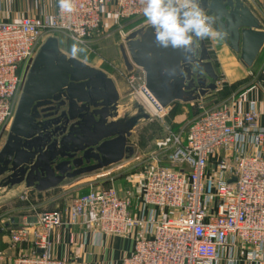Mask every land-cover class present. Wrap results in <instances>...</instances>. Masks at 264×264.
<instances>
[{
  "label": "built area",
  "instance_id": "built-area-1",
  "mask_svg": "<svg viewBox=\"0 0 264 264\" xmlns=\"http://www.w3.org/2000/svg\"><path fill=\"white\" fill-rule=\"evenodd\" d=\"M55 3L50 15L0 22V150L34 59L49 38L64 37L90 49L100 30L115 29L123 37L146 22L143 0H72L71 13ZM136 72L128 80L140 95L145 80ZM196 105L198 114L180 132L184 139L158 141L157 154L142 160L139 183L76 196L66 222L58 211H45L35 223L27 217L23 226L12 228L11 245H29L31 251L11 264H65L53 256L51 238L63 225L121 236L142 223L144 236L121 264H218L225 257L232 262L234 254L264 264V158L246 151L250 144L260 149L264 143L255 103L243 113L225 103ZM167 160L172 168L162 165ZM135 202L139 216L133 212Z\"/></svg>",
  "mask_w": 264,
  "mask_h": 264
},
{
  "label": "water",
  "instance_id": "water-1",
  "mask_svg": "<svg viewBox=\"0 0 264 264\" xmlns=\"http://www.w3.org/2000/svg\"><path fill=\"white\" fill-rule=\"evenodd\" d=\"M199 4L251 75L264 48L261 21L243 0ZM119 50L127 75L136 70L144 75L140 95L122 98L109 74L63 52L56 37L41 47L0 150V206L26 192L52 191L131 160L136 154L131 138L156 113L175 104H196L218 89L220 78L204 39H194L192 59L185 62L179 50L160 48L145 22L122 37ZM171 69H177L175 75L168 74Z\"/></svg>",
  "mask_w": 264,
  "mask_h": 264
},
{
  "label": "crops",
  "instance_id": "crops-1",
  "mask_svg": "<svg viewBox=\"0 0 264 264\" xmlns=\"http://www.w3.org/2000/svg\"><path fill=\"white\" fill-rule=\"evenodd\" d=\"M243 2L264 26V0H261V5L263 6H259L260 13H257L246 1L243 0ZM55 6V0H0V22H15L25 17L50 15L54 12ZM204 40L218 66L219 75H224L226 83L222 81V84L219 81L218 89L205 97L201 102L207 106L206 101L209 100L212 106L225 103L240 113L247 112L251 108L250 104L254 102L258 112L257 124L260 128L264 129V48L258 56L250 75L240 65L236 56L225 45L220 35ZM95 68L109 74L120 93L114 76L100 67ZM246 151L249 155L260 152L264 158V143L260 149L250 144L247 146ZM216 161L217 158L214 157L211 163H215ZM85 185L90 187L93 184L90 182ZM74 187H77V185H74L72 188ZM70 206L71 202L70 204L67 203L64 208L55 210L61 214L65 222L67 221ZM138 207L139 202H135L133 212L137 216L140 215ZM35 208L39 212L41 211L38 207ZM11 229L6 224H4V228L0 227V264H11L15 258L26 255L31 251L29 245H17L15 247L11 245ZM145 230L146 224L142 223L130 229L125 235L100 236L95 229L85 230L82 227L63 225L60 228H56L52 233V253L55 258L63 260L65 264H121V261L131 254L134 242L144 236ZM218 264L253 263L243 260L239 254H234L232 262L229 257H225Z\"/></svg>",
  "mask_w": 264,
  "mask_h": 264
},
{
  "label": "rangeland",
  "instance_id": "rangeland-1",
  "mask_svg": "<svg viewBox=\"0 0 264 264\" xmlns=\"http://www.w3.org/2000/svg\"><path fill=\"white\" fill-rule=\"evenodd\" d=\"M244 1L255 9L257 13H260V7L263 6L261 5V0ZM144 23H139L133 28L135 29ZM133 28H131V30H133ZM58 39L60 49L66 54L73 56L70 49L75 43L64 37ZM121 42L122 36H119L115 29H109L107 33H104V30H100L89 41L90 49L78 45L83 48L84 51L74 57L91 66L100 67L114 76L118 88L120 89L121 96L125 99L130 98L131 95L134 94L137 85L130 84L128 80V75L119 50V44ZM212 60L214 68L219 75L220 72L213 57ZM139 74L140 72L135 73V75ZM223 76L222 74L219 75L220 81L221 83L222 81L226 83V79ZM206 102L208 104V106H206L210 108L212 106L211 101L209 100ZM196 114H198L196 104L172 106L166 116L163 118H154L153 121L139 127L135 131L130 143L135 146L136 154L131 160L121 162L111 169H105L85 176L75 180L73 184L68 183L67 185L47 193L39 194L35 191H29L27 200L22 199L23 195L21 197L12 198L10 201L0 206V227L4 228V224H6L9 229L19 228L24 225L25 218H36L38 217L36 215L41 212H54L59 208H64L67 203H72L76 196L86 194L90 190L109 188L122 190L130 184L139 183L142 180L141 162L144 158H149L157 154L158 149L156 148V143L168 137L172 138V136L182 141L185 136L182 135L181 139L179 135L181 134L180 132L183 126L191 121ZM9 130L4 134V143L7 139ZM162 165L172 168L168 160L162 161ZM90 182L93 184L92 186L89 187L85 185ZM74 185H77V187L72 188ZM35 207H38L41 211L39 212ZM12 219H18L19 223L14 225L11 221Z\"/></svg>",
  "mask_w": 264,
  "mask_h": 264
},
{
  "label": "clouds",
  "instance_id": "clouds-1",
  "mask_svg": "<svg viewBox=\"0 0 264 264\" xmlns=\"http://www.w3.org/2000/svg\"><path fill=\"white\" fill-rule=\"evenodd\" d=\"M60 10L73 11L72 0H57ZM142 15L151 26L155 43L160 48L179 50L185 62H190L194 39L203 40L221 35L213 27V20L199 4V0H143ZM76 56L84 51L77 44L71 47ZM177 69L168 70L175 75Z\"/></svg>",
  "mask_w": 264,
  "mask_h": 264
},
{
  "label": "bare ground",
  "instance_id": "bare-ground-1",
  "mask_svg": "<svg viewBox=\"0 0 264 264\" xmlns=\"http://www.w3.org/2000/svg\"><path fill=\"white\" fill-rule=\"evenodd\" d=\"M141 99H142V101H144V102H145V105H147L148 107L150 106V105L148 104V102L146 101V99H145V98L141 97Z\"/></svg>",
  "mask_w": 264,
  "mask_h": 264
},
{
  "label": "flooded vegetation",
  "instance_id": "flooded-vegetation-1",
  "mask_svg": "<svg viewBox=\"0 0 264 264\" xmlns=\"http://www.w3.org/2000/svg\"><path fill=\"white\" fill-rule=\"evenodd\" d=\"M91 164H93V162H91Z\"/></svg>",
  "mask_w": 264,
  "mask_h": 264
},
{
  "label": "trees",
  "instance_id": "trees-1",
  "mask_svg": "<svg viewBox=\"0 0 264 264\" xmlns=\"http://www.w3.org/2000/svg\"><path fill=\"white\" fill-rule=\"evenodd\" d=\"M177 105H179V104H177Z\"/></svg>",
  "mask_w": 264,
  "mask_h": 264
}]
</instances>
